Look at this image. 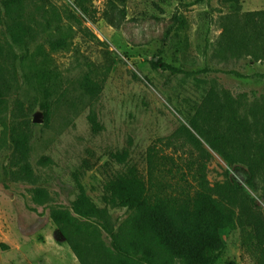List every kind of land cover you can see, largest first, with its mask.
<instances>
[{"label": "rangeland", "instance_id": "1", "mask_svg": "<svg viewBox=\"0 0 264 264\" xmlns=\"http://www.w3.org/2000/svg\"><path fill=\"white\" fill-rule=\"evenodd\" d=\"M77 1L21 6L13 17L26 34L12 49L0 26L6 52L0 81L9 88L0 114V264H80L51 211L71 209L79 181L118 231L132 212L105 202L106 185L130 167L145 179L152 148L186 170L190 153H197L185 140L186 130L208 154L206 178L216 196L233 200L245 219H264V182L250 181L245 165H229L191 126L198 111L209 109V98L222 107L231 97L250 121L249 110L264 105V66L228 47L244 32L255 36L264 0H126L125 18L116 0H83L89 15ZM54 40L64 41V47L52 49ZM159 59L186 73L153 68L152 60ZM42 72L48 79L39 77ZM46 85L52 93L49 123L39 107ZM17 127L30 135L25 159L11 143L10 132ZM116 154L127 161H116ZM26 165L30 181L23 179ZM37 189L46 191L44 203L34 201ZM97 227L111 248V237ZM223 237L218 264H257L241 228Z\"/></svg>", "mask_w": 264, "mask_h": 264}, {"label": "trees", "instance_id": "2", "mask_svg": "<svg viewBox=\"0 0 264 264\" xmlns=\"http://www.w3.org/2000/svg\"><path fill=\"white\" fill-rule=\"evenodd\" d=\"M38 1L41 0H1L4 13L0 12V26L5 27L11 49L22 45L26 34L13 14L18 13L24 4ZM116 1L121 6V17L125 18L126 0ZM112 3L114 8H118L114 1ZM76 4L84 15L90 14L83 0H78ZM258 15L255 36L252 38L244 32L228 47L235 55L251 56L264 66V12ZM69 17L80 20L72 13ZM50 47L60 49L64 47V41L54 40ZM5 55V48L0 45V77ZM24 61H21L22 67ZM151 65L174 75L186 73L162 59L152 60ZM39 77L46 80L49 74L42 72ZM25 78L31 79L28 76ZM88 86L94 87V82L89 80ZM8 91L9 88L0 81V114L6 106ZM43 94L39 107L45 122L49 123L51 103L48 100L52 93L47 85ZM208 102L209 109L198 111L191 121L193 130L229 165H245L250 181L261 179L264 182V105L249 110L253 118L250 121L248 114L242 115L229 96L222 107L210 98ZM90 120L97 129L96 117L91 115ZM222 122L226 125L224 130L221 129ZM185 137L197 151L190 153L186 170L177 165L173 156L160 157L156 148H152L148 153L149 167L145 179L130 167L127 171L118 172L106 185L105 202L132 212L118 231L111 227L107 210L98 208L92 202L79 181V194L71 209L51 211L52 222L80 264H218L225 249L223 232L237 228L244 232V245L256 263L264 264V219H245L236 211L233 200L221 194L216 196L206 178L208 154L192 132L186 130ZM10 139L15 152L25 159L29 153V133L17 127L11 130ZM114 158L120 163L127 161L124 154H116ZM44 161H49V158ZM23 170V179L30 181L33 178L31 169L26 165ZM46 198L45 190H35L36 203H44ZM97 225L111 237V248L102 243Z\"/></svg>", "mask_w": 264, "mask_h": 264}]
</instances>
